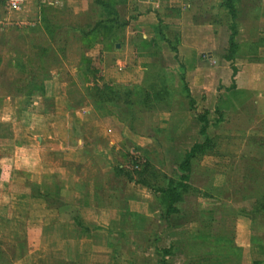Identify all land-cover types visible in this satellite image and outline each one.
Returning a JSON list of instances; mask_svg holds the SVG:
<instances>
[{"label":"crops","instance_id":"crops-1","mask_svg":"<svg viewBox=\"0 0 264 264\" xmlns=\"http://www.w3.org/2000/svg\"><path fill=\"white\" fill-rule=\"evenodd\" d=\"M38 1L26 0L17 11L0 4V18L7 22L27 16ZM223 3L117 0L118 19L126 22L122 29L125 44L116 43L118 51L128 50L132 54L129 64L131 60L137 63L143 51L141 40L159 38L164 33L170 43H175L179 75L190 95L172 94L171 102L136 112L130 118L125 109L94 106L88 95L81 49L89 51L93 45L84 48L80 28H88L99 19L98 6L94 0H57L53 5L56 10L70 9L74 22L81 23L68 32L77 36L79 43L76 49L80 61L74 68L78 79L74 88L79 96L69 89V82H63L55 94L45 80L41 95L45 104L40 108L31 103L29 120L19 123L14 132L0 133V185L17 198H30V205L23 210L34 223L28 228L27 244L12 264H160V249L170 245L172 251L165 261L176 264L181 258L180 248L188 239L210 234L233 242V237L217 233L219 217L229 210L235 213L234 228L247 226L249 240L259 241L252 232L258 226L257 217L246 218L254 199H223V193H231L236 179L264 177L236 170V165L244 161L264 168V0L232 1L236 47L230 60L226 55L232 19ZM120 28L114 26L111 32L121 35ZM123 60L116 58L113 70L108 66L103 72L98 69V76L136 79L139 66L121 72L119 66L128 64ZM204 112L211 142L210 148L191 159L187 183L196 190L184 194L183 200L174 205L177 211L163 219L157 214L163 210L158 199L148 188L151 197L136 191L141 183L131 174L129 162H118L113 153L130 137L137 142L139 155L177 178V165L186 151L204 140L197 119ZM9 120V114L1 110L0 125ZM124 129L132 134L125 135ZM18 174H22L21 180ZM141 195L148 198L147 202L141 201ZM215 199L229 203L218 207ZM148 203H156V208ZM7 205L13 208V204ZM215 257L202 259L217 264L211 259ZM0 260L2 264L8 260L1 249Z\"/></svg>","mask_w":264,"mask_h":264},{"label":"rangeland","instance_id":"rangeland-1","mask_svg":"<svg viewBox=\"0 0 264 264\" xmlns=\"http://www.w3.org/2000/svg\"><path fill=\"white\" fill-rule=\"evenodd\" d=\"M35 1L37 2L38 0ZM35 5L36 8L31 9L27 16H24L20 19L9 20L14 21L13 23L0 24V111L3 110L9 114L10 119L8 122H4L0 125V133L7 134L9 132H14L15 129L18 128L19 123L29 120L30 113L32 112L30 106L31 103L34 102L36 105L38 104L40 108L43 106V104H45L44 99L41 97L37 87L31 88L30 84H28V81L30 80L34 84H41L42 81L46 79L47 81H45V84L50 88V90L55 92V94L56 92H60V87L64 86L63 82H69V89L75 90L73 94L79 96L78 91L74 88L76 87L74 81L78 80L75 79L74 68L77 65V62L80 61L78 60L79 50L76 49V46L79 45V43L76 41L77 36H69L70 33L68 34V32L72 30L71 26H74V24L76 26L77 23H81L79 21L74 22V15L70 9L68 10L67 8H58L56 10L53 5L48 3V0H39ZM41 13H45V16L49 18L51 23L54 24V28L50 30L51 33L47 32L42 26ZM21 19L29 23L34 22L35 27L28 28L19 26V24L15 23V20ZM125 25L126 23L119 26L121 27L119 29L121 31V35H116L114 32H111V29L105 30L103 35L94 33L82 35L83 42L85 44L84 48H86L87 45L88 48L93 45V48H90L89 51L86 49L83 50L82 48L81 51L82 54H84V57H90L93 69H99L100 72H103V68H107V66L113 70V65L116 58H122V60L124 59L128 62V64L119 66L122 69L121 72H125L130 66H139L136 72V79H103V77L100 76V78L96 79L95 82H98L99 85L104 82L110 83V81H114L115 83H134V85H137L141 84L145 80L142 78L149 76L148 73L154 67H159L160 71L167 73L168 79L166 80L165 76L164 80L166 82H172L171 85L175 90L174 92H181V94H184L180 86L181 83L179 79H177L180 73L178 69L177 56L174 55L175 53L171 50V47L164 43L163 40H141L143 51L139 55L140 58H138L137 63H134L133 60H131V63L129 64V58L132 56V54L129 55L130 53L128 50L118 51L119 46L116 47V43L122 42L125 44L126 36L125 34L122 35V29ZM147 42H149V45H147ZM68 43L70 44L69 46L67 45ZM62 46H64V54L62 52ZM128 48L130 47H127V49ZM43 50L45 51L44 53ZM89 78L90 79L86 80V82L93 80L91 75H89ZM50 80H52L51 83H49ZM100 86H102V84ZM63 90L64 88H61V91ZM28 93L34 94L29 96ZM49 101L50 99L48 98L47 103ZM57 101L59 102L61 100ZM40 108L38 109L39 111ZM123 114H125V112L121 110V115L124 116ZM126 115L131 116L130 112L127 110ZM124 130L125 135L132 134V131L127 129ZM122 144H124L125 148H128L132 151V148L137 145V142L131 140L130 137H126ZM125 148H119L113 153V155L115 154L114 159H116L118 162L125 161L128 165L129 160L125 155H123L125 153ZM139 148L142 149L140 146ZM135 155L140 156L137 150L135 151ZM240 165L241 164L236 165L237 171H241L245 174L247 172L251 173L254 175V177L256 174L260 176L264 175V168H261V165L255 162L244 161V164L241 165V170L239 169ZM128 167L131 169V174L138 177L134 171V169L137 167H132L130 163ZM20 176L22 177V174H18L17 179L21 180ZM247 178L243 179L242 181L237 179L234 180V188H231V193H223V199L225 198L229 200L243 201L241 195L244 193V190L242 189H244L243 187L247 185ZM257 181H260L261 184L259 185H262L259 187H264V182L261 178L256 179V182ZM253 182L254 181H252V183ZM142 186L143 185H137L136 191H143V194H145L147 197H151V194L149 193L150 190L148 189V191L145 186ZM137 187L140 189H137ZM250 187L247 188L248 191H250ZM10 192V190L4 188V185H0V207H3V209H0V216L2 217L0 220V249L3 251L4 256L8 259V263L5 264H12L15 261V257L21 254L24 246L27 244V236L29 235L28 228L34 226L31 218H28L27 213L23 210V207L26 208L30 205V198L24 196L17 198L13 191V193L11 192L12 194H10ZM215 194L217 193L215 192ZM147 197L141 195V201L147 202ZM216 197L220 198V195L218 194ZM215 201L217 202L216 199ZM192 203L193 200H190V204ZM217 203L218 207H222L226 206V204L229 202L224 204L223 201L219 200ZM239 203L245 204L243 202ZM7 204H13V208H9ZM143 204L144 203H141V205ZM148 204L153 205L154 209L156 208L155 205H157L156 203L155 205L151 203ZM229 211L231 212L222 214V217H219V227L217 229V233L221 234L222 236H227L228 238H234L232 239V243L236 254L229 256L228 260H217V264H264V213H258V226L252 229V232H254V234H256L259 239V241L257 240L255 242L249 240L250 232L246 228L247 226L245 227L244 225L240 224L241 228L239 230L238 228H234V219L236 218L235 213L233 212L234 210ZM244 213L248 214V212ZM249 215L253 217V215L249 213L246 216L247 219L251 218ZM191 218H193V214ZM243 218L244 217H240V219ZM37 225L38 224L36 222L35 226ZM238 233H240V235H238ZM202 236L207 235L202 234ZM209 236L212 235L209 234ZM180 250L181 258L176 259V264H179L184 259L182 247ZM177 251L179 250L175 249V252ZM261 257L263 259L260 260L259 258ZM202 261L206 262L207 260L202 259Z\"/></svg>","mask_w":264,"mask_h":264},{"label":"trees","instance_id":"trees-1","mask_svg":"<svg viewBox=\"0 0 264 264\" xmlns=\"http://www.w3.org/2000/svg\"><path fill=\"white\" fill-rule=\"evenodd\" d=\"M233 0H223V4L228 9L232 22L230 23V36H229V52L226 55L227 59H232L233 51L236 47L234 41L236 34V26L234 23L235 19V8L232 3ZM94 3L98 6V17L99 19L88 28H80V33L85 35L87 33L98 34L101 31L112 29L114 26L119 27L120 25L125 24V21L119 22L118 12L115 7L117 0H94ZM41 24L47 32H50L54 28V24L51 23L49 18L45 16V13H41ZM40 17V18H41ZM123 22V23H122ZM29 27V28H34ZM71 28H73L71 26ZM96 32V33H95ZM96 36V35H95ZM96 38V37H95ZM157 40H165L167 44L171 47V50L177 56V50L174 43H170L169 40L165 37L164 33L159 38H153ZM156 40V43H157ZM145 45V44H144ZM149 45V42H147ZM88 46V45H87ZM64 46H62V52L64 54ZM45 51L43 50V53ZM82 71L86 75V80L90 79L89 75L92 76L91 81H88V95L94 106L97 105H112L117 108L125 109L130 112V118L134 117V114L139 111H151L156 108L160 103H169L171 102V95L176 94L174 88L172 87V82H166L167 73L160 71L159 67H154L148 74V77H144L145 80L141 84L137 85H123L117 83H102V86L96 83V79H99L98 69H93L92 61L90 57L83 56L82 59ZM49 75V71H48ZM181 83L182 91L184 95L190 97L187 84L184 81V78L179 75L177 77ZM44 79L41 84H34L28 81L31 88H36L39 90L40 95L44 93ZM29 96H32L34 93H28ZM193 103V100L190 98V105ZM197 119L200 121L199 133L204 136L202 143H194L190 149L185 153L184 159L177 165L180 174L177 178L167 175L159 169H156L155 166L151 165L149 160H146L143 156L135 155L136 147H133L132 151L124 147V144L121 145L122 148H125V155L132 167H137L134 169L138 175L136 182L141 183L150 190V192L158 198V201L163 207V210L160 211L159 217L163 219H168L169 214L177 211L174 206L175 203L182 201L184 194L196 190L191 187L188 182L189 172L191 169V159L198 152H205V149L210 148L211 138L207 137L206 129L209 123L207 118V112L197 115ZM121 170L120 168L118 169ZM140 177V178H139ZM252 181H254L252 183ZM264 182V177L262 178ZM247 185H245L244 193L242 195L243 199L253 198L254 205L250 210V214L253 217H257L258 213H264V187H259L262 185L260 181L256 182V179L250 178L247 179ZM252 185V186H251ZM251 186V187H250ZM250 187V191L247 188ZM247 189V190H246ZM248 192V193H246ZM184 259L179 264H212L208 261L199 262L204 256H213L211 258L218 261H224L229 256L236 254L233 248L232 241L228 239L220 238L218 236H198L192 239H188L183 245ZM172 245L167 248L160 249L161 258L159 260L160 264L166 263L165 256L171 254ZM198 256V257H197ZM209 258H207L208 260ZM206 260V258L204 259ZM4 264L8 263L3 261ZM1 263V260H0ZM218 263V262H217ZM258 264V263H256Z\"/></svg>","mask_w":264,"mask_h":264},{"label":"built area","instance_id":"built-area-1","mask_svg":"<svg viewBox=\"0 0 264 264\" xmlns=\"http://www.w3.org/2000/svg\"><path fill=\"white\" fill-rule=\"evenodd\" d=\"M26 0H0V4H4L5 7L9 10L12 11H17L19 10L25 3ZM57 2V0H48V3L50 5H54ZM14 21H5L4 19L0 18V24H9L13 23ZM15 23L19 24V26H24V27H33L35 26V23H29L25 20H15Z\"/></svg>","mask_w":264,"mask_h":264},{"label":"water","instance_id":"water-1","mask_svg":"<svg viewBox=\"0 0 264 264\" xmlns=\"http://www.w3.org/2000/svg\"><path fill=\"white\" fill-rule=\"evenodd\" d=\"M117 46H119V44H117Z\"/></svg>","mask_w":264,"mask_h":264}]
</instances>
